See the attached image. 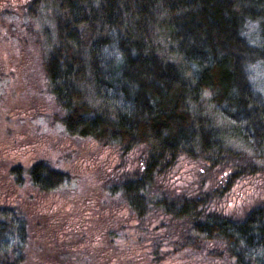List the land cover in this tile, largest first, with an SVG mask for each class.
Instances as JSON below:
<instances>
[{"label": "trees", "instance_id": "16d2710c", "mask_svg": "<svg viewBox=\"0 0 264 264\" xmlns=\"http://www.w3.org/2000/svg\"><path fill=\"white\" fill-rule=\"evenodd\" d=\"M3 14L5 33L39 45L63 132L137 156L136 171L105 191L137 230L160 222L147 233L153 256L162 245L218 264H264V202L240 218L212 207L227 180L264 163V98L250 81L264 64V0H22ZM183 160L219 187L170 198L161 182ZM25 173L41 192L70 181L44 162ZM26 246L24 218L0 208V264H22Z\"/></svg>", "mask_w": 264, "mask_h": 264}, {"label": "rangeland", "instance_id": "374dc122", "mask_svg": "<svg viewBox=\"0 0 264 264\" xmlns=\"http://www.w3.org/2000/svg\"><path fill=\"white\" fill-rule=\"evenodd\" d=\"M21 1L0 0V208L13 209L25 220L22 264H218L205 255H173L175 248L162 245L153 256L156 248L152 250L147 233L157 228L155 235L160 222L139 231L128 210L108 196V182L134 173L137 156H123L116 149L63 132L55 120L57 107L47 93L39 45L25 34L5 33L1 25L7 20L3 13L17 11ZM250 81L264 98V64L254 67ZM37 162L66 174L69 183L53 192L34 189L25 172ZM257 167L231 184L227 180L212 207L240 218L264 202V163ZM15 169L19 176L17 171L13 175ZM213 182L206 167L183 160L160 189L170 198H193L208 188L216 190L219 184L213 187ZM161 232L171 235L165 228ZM163 255L164 261H154Z\"/></svg>", "mask_w": 264, "mask_h": 264}]
</instances>
